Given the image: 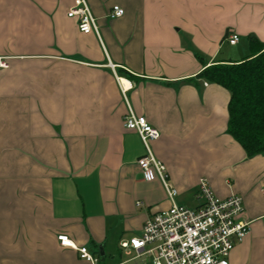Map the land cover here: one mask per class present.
<instances>
[{
    "label": "crops",
    "instance_id": "0c3cea01",
    "mask_svg": "<svg viewBox=\"0 0 264 264\" xmlns=\"http://www.w3.org/2000/svg\"><path fill=\"white\" fill-rule=\"evenodd\" d=\"M87 1L99 34L68 16L75 0H0V264H92L62 235L98 264H149L121 243L171 204L143 176L131 110L160 131L150 148L178 199L199 206L201 178L243 198L250 232L230 264H264V154L229 134V91L198 78L264 43V0Z\"/></svg>",
    "mask_w": 264,
    "mask_h": 264
},
{
    "label": "built area",
    "instance_id": "2783aa9c",
    "mask_svg": "<svg viewBox=\"0 0 264 264\" xmlns=\"http://www.w3.org/2000/svg\"><path fill=\"white\" fill-rule=\"evenodd\" d=\"M124 14L123 8L115 6L110 17L121 18ZM68 16L78 20L81 33L99 34L97 18L87 0H75ZM239 40V36L234 34L230 36L229 43L236 45ZM0 66L4 68L7 64L2 62ZM125 126L140 136L147 149L146 155L138 162L145 180L159 179L171 204L168 209L149 217L139 236L121 243L123 249L133 252L130 260L149 264H230L236 245L243 242L250 232L243 198L237 194L220 198L209 180L201 178L197 191L200 205L191 208L179 204V191L172 184L166 165L154 156L150 148L151 142L160 139V131L132 110L125 118ZM137 205L142 206V203ZM58 240L62 246L78 251L83 260L98 264L99 259L88 248H79L68 236H59Z\"/></svg>",
    "mask_w": 264,
    "mask_h": 264
},
{
    "label": "trees",
    "instance_id": "16d2710c",
    "mask_svg": "<svg viewBox=\"0 0 264 264\" xmlns=\"http://www.w3.org/2000/svg\"><path fill=\"white\" fill-rule=\"evenodd\" d=\"M249 45V57L211 65L198 78L229 91L228 132L255 157L264 154V43L252 35Z\"/></svg>",
    "mask_w": 264,
    "mask_h": 264
},
{
    "label": "rangeland",
    "instance_id": "374dc122",
    "mask_svg": "<svg viewBox=\"0 0 264 264\" xmlns=\"http://www.w3.org/2000/svg\"><path fill=\"white\" fill-rule=\"evenodd\" d=\"M191 196L190 195H188V197L187 196H183L182 198H179L178 199V203L179 204H183V205H186V206H188V207H191V208H194L195 207V205H196V203H197V200H196V202H195V200L194 201H192V202H188V204H185L186 203V199L187 198H190ZM191 199V198H190ZM192 199H194V197H192Z\"/></svg>",
    "mask_w": 264,
    "mask_h": 264
},
{
    "label": "bare ground",
    "instance_id": "6f19581e",
    "mask_svg": "<svg viewBox=\"0 0 264 264\" xmlns=\"http://www.w3.org/2000/svg\"><path fill=\"white\" fill-rule=\"evenodd\" d=\"M124 83H125L127 86H129V83H128L127 81H124Z\"/></svg>",
    "mask_w": 264,
    "mask_h": 264
}]
</instances>
